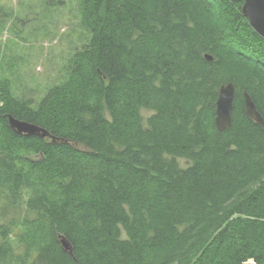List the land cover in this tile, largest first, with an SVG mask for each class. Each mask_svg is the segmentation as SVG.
<instances>
[{
  "label": "trees",
  "instance_id": "16d2710c",
  "mask_svg": "<svg viewBox=\"0 0 264 264\" xmlns=\"http://www.w3.org/2000/svg\"><path fill=\"white\" fill-rule=\"evenodd\" d=\"M242 4L81 0L91 36L63 80L32 99L0 78V264H264V128L244 95L264 118V37Z\"/></svg>",
  "mask_w": 264,
  "mask_h": 264
},
{
  "label": "rangeland",
  "instance_id": "374dc122",
  "mask_svg": "<svg viewBox=\"0 0 264 264\" xmlns=\"http://www.w3.org/2000/svg\"><path fill=\"white\" fill-rule=\"evenodd\" d=\"M80 3L0 0V78L11 81L15 95L40 99L66 77L65 65L91 36L81 25Z\"/></svg>",
  "mask_w": 264,
  "mask_h": 264
},
{
  "label": "water",
  "instance_id": "95a60500",
  "mask_svg": "<svg viewBox=\"0 0 264 264\" xmlns=\"http://www.w3.org/2000/svg\"><path fill=\"white\" fill-rule=\"evenodd\" d=\"M237 2H243L242 13L248 19L253 29L264 37V0H232ZM208 60H213V57L209 54L205 55ZM245 95V107L247 114L254 121L259 123L264 128V118L258 111L256 104L252 97L248 93ZM236 96V88L232 82L223 84L219 90V97L217 100L216 108V126L219 131L228 129L232 122V110ZM9 125L16 133L27 136H40L50 137L53 141L57 138L50 134V132L31 122L23 121L9 115ZM64 250L73 255L71 245L69 241L63 236L59 235ZM241 264H257L255 261L250 260Z\"/></svg>",
  "mask_w": 264,
  "mask_h": 264
}]
</instances>
